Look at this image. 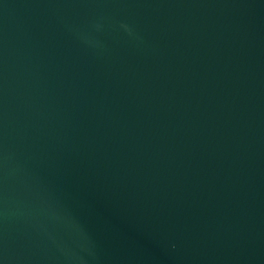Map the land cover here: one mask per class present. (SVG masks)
<instances>
[{"label": "water", "instance_id": "1", "mask_svg": "<svg viewBox=\"0 0 264 264\" xmlns=\"http://www.w3.org/2000/svg\"><path fill=\"white\" fill-rule=\"evenodd\" d=\"M0 264H264V0H0Z\"/></svg>", "mask_w": 264, "mask_h": 264}]
</instances>
